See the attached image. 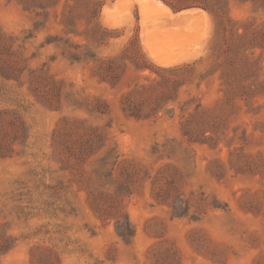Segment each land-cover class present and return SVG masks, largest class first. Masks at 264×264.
<instances>
[{
	"label": "rangeland",
	"instance_id": "obj_1",
	"mask_svg": "<svg viewBox=\"0 0 264 264\" xmlns=\"http://www.w3.org/2000/svg\"><path fill=\"white\" fill-rule=\"evenodd\" d=\"M41 1L0 0V264H264V97L237 102L214 139L190 123L223 97L213 15L104 0L107 30L81 18L68 33L63 11L87 0ZM223 2L264 24L253 2ZM253 56L264 70V49ZM159 74L175 100L131 115L126 96Z\"/></svg>",
	"mask_w": 264,
	"mask_h": 264
},
{
	"label": "trees",
	"instance_id": "obj_2",
	"mask_svg": "<svg viewBox=\"0 0 264 264\" xmlns=\"http://www.w3.org/2000/svg\"><path fill=\"white\" fill-rule=\"evenodd\" d=\"M20 1L24 2V0ZM164 1L174 11H181L185 7H188L187 5L201 6L208 10L215 19L216 41L213 46L212 56L214 59L210 72L219 73L223 97L219 106L212 111H208V109L198 105L191 114L190 119V123L195 122L198 128L195 141L204 142L207 139H214V133L217 134L225 130L230 114L234 113L237 109V102L244 101L249 103L255 97H264V70L260 60L253 56L258 47L264 49V24L262 26L256 25L255 19L250 17L245 20H237L230 17L223 0H192L190 4L185 2L175 4L172 0ZM248 1L253 2L256 10L260 8L264 9V0ZM41 2L46 9L55 5L56 0H42ZM104 4V0H87L80 12L67 11L65 9L61 22L65 25L68 33L73 31L75 22L81 18H85L88 22L95 21L99 29L107 30L99 22V16ZM92 35L96 37L97 33L93 31ZM135 51V55H139L142 58L145 57L140 40L137 37ZM118 58L123 57L117 56L108 59L107 64H117ZM134 59L132 61L135 62L138 68L144 67L141 66L138 60ZM159 69L176 73L182 70V72L184 70L189 71L191 65L184 63L172 67H160ZM171 80L177 82L175 78L170 79L161 75V79L157 83L141 85L135 88L125 98L127 111L135 116H145L151 113L157 114L167 103L175 100L171 96H168L169 93L166 91L158 90V85L167 84ZM136 96L143 98L142 101L136 102ZM144 101H147L149 105V112L147 113L142 111L143 108H140V105ZM209 131L213 134H208ZM185 134H188V132ZM117 231L123 238L131 237L135 233L129 220L126 221L124 226L117 227ZM6 250V244H0V251L4 252Z\"/></svg>",
	"mask_w": 264,
	"mask_h": 264
},
{
	"label": "bare ground",
	"instance_id": "obj_3",
	"mask_svg": "<svg viewBox=\"0 0 264 264\" xmlns=\"http://www.w3.org/2000/svg\"><path fill=\"white\" fill-rule=\"evenodd\" d=\"M152 1V0H151ZM148 2V1H147ZM190 12V11H189Z\"/></svg>",
	"mask_w": 264,
	"mask_h": 264
}]
</instances>
